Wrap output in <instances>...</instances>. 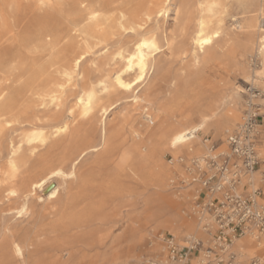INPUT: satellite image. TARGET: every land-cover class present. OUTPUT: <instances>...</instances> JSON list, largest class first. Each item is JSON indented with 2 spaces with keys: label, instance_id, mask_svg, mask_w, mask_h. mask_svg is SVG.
Masks as SVG:
<instances>
[{
  "label": "rangeland",
  "instance_id": "1",
  "mask_svg": "<svg viewBox=\"0 0 264 264\" xmlns=\"http://www.w3.org/2000/svg\"><path fill=\"white\" fill-rule=\"evenodd\" d=\"M159 1L0 0V264H20L6 251L3 231L7 226L18 241L29 239L32 243L25 251V264H207L212 233L204 224L211 226L212 221L198 212L207 194L198 182L202 173L196 168L212 147L215 154L228 152L226 136L241 122L250 90L262 93L256 102L262 121L260 152L264 149V81L254 82L264 79V67L258 34L250 27L264 0H219L212 26L219 29V36L199 54L198 61L192 58L190 47L198 0H170L168 15H152L149 20L142 16V28L137 33L120 28V23L128 27L135 16L153 10ZM178 6L183 8L175 15ZM89 14L95 18L89 19ZM259 26L263 28L264 20ZM143 30L157 40L160 53L155 56L156 65L165 69V76H152L133 93L112 88L103 95V102L112 105L109 113L83 119L74 106L80 89L119 70L122 63L114 60L113 54L130 49ZM79 57L77 72L71 73ZM257 72L262 73L261 78ZM66 73H71V78ZM148 84L152 89L146 94ZM174 84L176 96L170 101ZM55 95L60 96L58 103L50 100ZM234 99L237 114L229 130L220 132L207 126L196 132L191 151L184 150L177 159L170 151L162 152L161 164L168 174L161 187H150L152 177L141 168L136 152L138 146L155 144L146 132L156 128L162 117L195 125L201 108L209 101H216L220 113L231 116ZM147 113L150 118H146ZM63 122L68 125L67 132L50 137L45 146L25 142L32 127L48 132ZM103 126L107 144L101 148ZM91 145L98 146V151L87 152L77 171L106 182L103 195L107 204L99 213L91 214L86 225L53 227L48 211L65 203L79 182L54 178L52 184L36 189L31 196L27 184L40 178L47 166ZM12 146L19 147L21 167L8 180L3 171ZM122 155L127 156L128 163L116 174L114 166ZM263 166L257 171L255 186L248 179L247 190L260 188L264 201ZM54 185L60 188L58 200L42 202ZM11 188L18 190L17 198H6ZM159 196L169 202L167 207L155 202ZM23 201H28L27 215L17 218L9 209ZM147 209L154 214L153 220L146 218ZM166 237H172L178 249L189 247L191 241L201 245L192 256L177 261L171 259ZM255 242L256 250L250 256L239 257L231 246L228 251L235 254L238 263L248 264L253 257H264V237H256Z\"/></svg>",
  "mask_w": 264,
  "mask_h": 264
},
{
  "label": "bare ground",
  "instance_id": "2",
  "mask_svg": "<svg viewBox=\"0 0 264 264\" xmlns=\"http://www.w3.org/2000/svg\"><path fill=\"white\" fill-rule=\"evenodd\" d=\"M219 5V0L197 1L194 31L190 38L191 56L195 61H198L199 54L204 53L207 49H209L214 40L219 36V29L212 27L214 24L213 19L217 14ZM170 6V0H161L156 3L153 10L148 9L140 13V15L135 16L128 23V27H125L123 23H120V28L126 32L130 31L137 33L142 28V16L146 17L148 20L152 15L167 16L171 11ZM181 7L182 6H178L175 9V15L181 11L183 8ZM186 14H188V9L186 10ZM94 18V14H89V19ZM260 20H264L263 6H260L258 15L256 18L252 19L250 27L255 28V31L258 34V52L264 67V26L260 29ZM137 35L138 36L132 43L130 49H119L113 54V59L122 63V67L119 70L112 72V74L105 79H99L94 85H89L88 87H82L80 89L79 94L75 98L74 106L78 109L79 115L83 119L91 118L95 113L100 114L101 116H106L109 113L112 105H106L103 102V95H108L112 88L120 92L122 91L123 93H133L145 82L147 84L152 76L157 78H163L165 76V69H158L156 65L155 56L160 53V47L158 46L156 38H154L153 34L151 35L144 30ZM204 40H208L210 43L204 44ZM100 55L102 56V54ZM103 56H106L105 53H103ZM81 59L82 57H79L74 60L71 73L77 72ZM71 73H66V76L71 78ZM256 75L258 78L262 77L261 72H257ZM257 81L259 83H263L264 79H256L254 82ZM59 88L63 89V85H59ZM151 89V85L148 84L146 85L144 91L146 94H149ZM176 91L177 89L174 84L173 89L169 91L168 95V99L170 101L175 99ZM137 98L138 97L136 96L135 102H137ZM50 100L53 103H58L60 101V96H51ZM232 104L233 107L231 109V116L225 113H220L221 106L216 101H209L203 106V108H201L199 112V121L195 125L188 126L185 123L169 121L168 119L162 117V122L158 124L156 128H150L151 130H148L146 133L149 135L150 139H155V144L152 143L148 147L138 146L136 148L141 168L149 172L152 177V181L149 183V186L161 187L164 178L168 174V170H164L161 164L162 152L170 151L173 157L177 159L183 155L184 150L191 151V144L197 137L195 135L196 132L202 131L207 126H214L220 132L228 131L237 114L235 99L232 100ZM69 114L73 115L72 109L69 110ZM1 116L2 115H0V117ZM150 116V113H147L146 118H150ZM67 130L68 125L65 122L50 127L48 132H46L42 127L34 126L30 130L29 134L25 136V142L28 145L37 144L39 146H45L50 137L65 134ZM177 137H179L180 140L176 145H174L173 141L176 140ZM106 144V131L105 126H103L100 147L102 148ZM98 148V146L91 145L82 150L76 149L74 153H72L68 158L63 159L62 162L47 166L40 178L33 179L27 184V193L31 196L36 189L43 190L45 186L52 184L54 178H59L63 181L66 178H70L79 182L77 191L72 194L68 193L65 203L59 207L51 206L48 211L47 215L53 217V227H62L67 229L71 226L80 227L86 225L91 217V214H95L97 212L99 213L106 206L107 202L105 200V196L103 195L106 182L99 181L98 178L92 174L81 175L77 171V166L80 160L87 154V152H97ZM201 150H205V147ZM18 151L19 147L12 146L10 149L9 156L6 161V168L3 171V174L8 180L12 179L21 167L20 161L17 158ZM127 160L128 158L126 155L119 157L114 166L116 174L122 172L126 168L128 163ZM201 161L204 162V160ZM258 173L259 172L252 173L249 178L250 183H252V187L255 186L258 181ZM59 190L60 188L58 185L52 186V188L48 190L45 199L41 201L49 204L55 203L59 197ZM18 196L19 192L15 188H11L6 191V198L8 199L17 198ZM155 202L163 207H167L169 204L166 198L162 196L157 197ZM147 210L148 213L146 218L148 220H153L154 214L149 209ZM27 211L28 201H23L17 207L9 209V212L15 214L17 218L27 215ZM3 232L7 245L6 251L13 259L20 262V264H25L24 254L25 251L29 250L32 246L31 241L29 239H26L24 242L18 241L8 226L5 227ZM255 238V234L246 233L244 236L236 239L231 245V248L237 252L239 257L245 255L250 256L256 250Z\"/></svg>",
  "mask_w": 264,
  "mask_h": 264
},
{
  "label": "built area",
  "instance_id": "3",
  "mask_svg": "<svg viewBox=\"0 0 264 264\" xmlns=\"http://www.w3.org/2000/svg\"><path fill=\"white\" fill-rule=\"evenodd\" d=\"M261 94L250 90L241 122L226 136L228 152L215 154L212 147L202 165L196 168L202 173L198 182L207 194L206 202L198 205V212L212 221V228L204 224L212 233L211 247L206 251L207 264H240L235 254L228 251L232 243L246 233L264 237L262 192L260 188L247 190L251 174L264 164V149L260 152L262 121L256 102ZM164 241L171 259L177 261L189 258L201 245L191 241L189 247L178 249L172 237ZM248 264H264V257H253Z\"/></svg>",
  "mask_w": 264,
  "mask_h": 264
},
{
  "label": "snow or ice",
  "instance_id": "4",
  "mask_svg": "<svg viewBox=\"0 0 264 264\" xmlns=\"http://www.w3.org/2000/svg\"><path fill=\"white\" fill-rule=\"evenodd\" d=\"M43 2H44V0H42V3H43ZM203 43H204V44H208V43H210V41H208V40H204ZM179 140H180V138L177 137L176 140L173 141V144L176 145V144L178 143ZM18 255H19V251H18Z\"/></svg>",
  "mask_w": 264,
  "mask_h": 264
}]
</instances>
